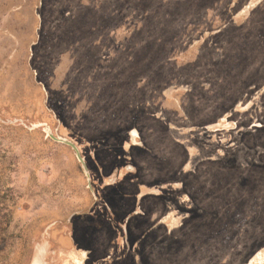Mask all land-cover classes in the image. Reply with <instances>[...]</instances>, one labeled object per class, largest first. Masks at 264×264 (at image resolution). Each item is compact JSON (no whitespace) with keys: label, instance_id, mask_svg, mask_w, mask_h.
Masks as SVG:
<instances>
[{"label":"rangeland","instance_id":"obj_1","mask_svg":"<svg viewBox=\"0 0 264 264\" xmlns=\"http://www.w3.org/2000/svg\"><path fill=\"white\" fill-rule=\"evenodd\" d=\"M258 252L264 0H0V264Z\"/></svg>","mask_w":264,"mask_h":264},{"label":"water","instance_id":"obj_2","mask_svg":"<svg viewBox=\"0 0 264 264\" xmlns=\"http://www.w3.org/2000/svg\"><path fill=\"white\" fill-rule=\"evenodd\" d=\"M34 126H39V125H34ZM46 133H47V135H51V136H53V137H54L56 140H58V141H61V142H64V143L70 144V145L74 148V150L76 151L77 157H78L79 160L81 161V163H82V165H83L85 171H86L87 173H89V172H88V168H87V166H86V163H85V161H84V158L82 157V155H81V153H80L78 147H77L74 143L70 142L69 140H67L66 138H64V137H62V136H54L53 133H52V131L50 130L49 127L46 129Z\"/></svg>","mask_w":264,"mask_h":264},{"label":"bare ground","instance_id":"obj_3","mask_svg":"<svg viewBox=\"0 0 264 264\" xmlns=\"http://www.w3.org/2000/svg\"><path fill=\"white\" fill-rule=\"evenodd\" d=\"M256 257H257L256 260H258V261H263V259H264L263 253H261V252H258Z\"/></svg>","mask_w":264,"mask_h":264}]
</instances>
